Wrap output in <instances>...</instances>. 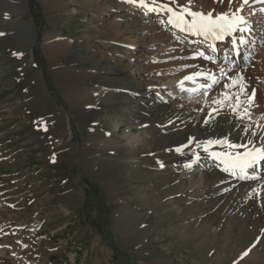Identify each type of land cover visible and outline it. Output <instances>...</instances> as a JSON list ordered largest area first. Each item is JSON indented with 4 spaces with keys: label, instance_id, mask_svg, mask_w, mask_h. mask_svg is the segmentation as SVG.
Returning a JSON list of instances; mask_svg holds the SVG:
<instances>
[{
    "label": "bare ground",
    "instance_id": "obj_1",
    "mask_svg": "<svg viewBox=\"0 0 264 264\" xmlns=\"http://www.w3.org/2000/svg\"><path fill=\"white\" fill-rule=\"evenodd\" d=\"M21 1L24 5L18 7L19 11L27 7V1ZM38 1L47 15L66 6V0ZM145 2L149 3V0ZM70 3L72 9L64 11L69 15L79 14L81 8L89 11L106 7L104 14H109L121 7L130 13L136 11L140 16L139 18L130 14L125 23L114 22L113 28L85 23L82 30L87 36L82 37L83 40L104 39L111 44L110 58L100 51L98 54H89L86 67H75L76 59L71 57V50L68 52L73 44L71 39H62L47 31L44 33L40 46H43L41 51L47 60L57 61L65 54L70 55L64 65H52V74L56 77L61 91L70 90L75 83L86 87L82 93L68 97L72 110L79 111V120L82 122L95 121L91 115L96 112V104L103 96L113 92L119 97H114L112 102L120 100L125 107L144 103L140 104L142 113L139 117L131 119L137 122L134 130L140 128L138 132L141 135L145 132L144 126L151 127L148 140L142 138V135H133L134 137L128 136L131 142L119 144L110 141L112 137H117L118 130L114 127L111 135L109 132L91 131L81 146L84 168L95 181L108 190V193H112V201H118L121 192L118 191L116 183L112 184L113 186L110 184L131 165L134 168V180L153 178L150 182H153L152 185L145 186L146 205L157 206L163 203L162 208L169 210L170 215L175 218L191 215L196 219L195 226L198 227L195 234H203L208 239L204 242L206 248L217 236L218 240L223 239L225 242L222 251L233 257L232 260L238 256H247L244 264H264V161L254 170H249V175L255 177L254 179L241 180L238 173L233 175L231 171H225L228 163L223 157L216 158L215 155L245 151L244 148L233 150L222 147L215 143L217 141L226 140L235 145L251 142V146L264 148V140L257 143V137L245 133L246 126H250L251 131L264 133V129L258 127L264 125V12L260 11L264 9V3L250 0L251 6H246L240 13L247 22L240 27H246L247 31L255 36L246 37L247 42L242 45L238 54L229 41L219 45L206 43L178 31L167 23V12L148 11L125 0H108L104 3L106 5L98 3L101 6L91 0H70ZM115 3L118 6H115ZM159 4H166L179 11L181 6L187 4V0H177L175 4L171 3V0H157V5ZM149 7L155 6L149 3ZM239 7L240 0H233L231 10L235 11ZM191 10L205 14L211 12L216 16L229 11V5L228 0H224V3L192 0ZM143 17H148V20L150 18L153 23L147 24ZM89 20L88 16L87 21ZM151 32L153 36L149 34ZM143 34L146 36H142ZM233 39L238 42L241 40L239 35ZM145 43L151 46L162 45L160 50L163 48L170 51L167 57H162L160 53H147L154 56L151 57L150 63H146V58L143 59L139 55L140 48ZM200 53L211 59H204L199 56ZM90 57L93 59H89ZM88 65L100 66L101 70L110 71V76L103 75L100 76L101 79L105 83L108 79L112 82L118 81V84H112L114 89H107L108 86L106 88L103 83L93 81L94 67ZM58 67H62L60 72ZM231 68L233 69L229 72ZM205 75L210 78L204 79ZM188 76L194 77V80H186ZM241 78L247 94L250 95L252 90H255V106L251 109L250 118L244 120L238 119L229 107L235 106V94H238L241 88L236 82ZM213 79L216 83L212 82ZM182 81L185 91H181ZM153 90H160L162 96H167L166 99L157 94L154 98L150 97ZM225 95L231 99L225 100ZM241 99H247V96H242ZM214 100L223 101V106L213 103ZM150 103L154 104V112L147 109ZM209 110L212 113H209ZM237 111L242 112L243 106ZM122 127L127 129L126 124ZM154 129L156 133L154 131L152 134ZM209 141L215 143V148L205 152L202 146ZM197 157L198 163H195ZM194 164L197 165L192 167ZM95 166L98 168L93 172ZM105 184L110 186L105 187ZM121 214H116L114 228L119 225V228H116L119 236L125 244L133 245L131 241L135 238L128 237V232L144 228L145 223L135 211ZM122 217L125 218L121 219ZM150 234L151 229H148V238ZM187 235L188 233L184 232L186 241L191 239ZM202 251L204 252V249ZM210 252L212 250H206L204 253ZM149 264L167 262L154 260Z\"/></svg>",
    "mask_w": 264,
    "mask_h": 264
},
{
    "label": "rangeland",
    "instance_id": "obj_2",
    "mask_svg": "<svg viewBox=\"0 0 264 264\" xmlns=\"http://www.w3.org/2000/svg\"><path fill=\"white\" fill-rule=\"evenodd\" d=\"M26 1V9L19 11L18 7L24 5L21 0H0V264H149L154 260L167 264H244L247 256L232 260L222 251L225 242L217 236L206 248L204 242L208 239L195 234L198 227L191 215L175 218L162 208L163 203L146 205L145 186L152 185L153 178L134 180V168L124 167L120 177L110 184L116 183L121 192L120 199L112 201V193L84 168L81 146L90 132L111 135V130L117 129V137L111 136L112 143L131 142L128 136L140 135V128L134 130L137 122L131 119L139 117L144 103L125 107L120 100L112 102L119 96L111 92L96 104V112L91 115L95 121L82 122L68 97L82 93L86 87L75 83L62 92L52 74V65H64L72 55L77 62L75 67H86L88 55L99 51L110 58L111 44L106 40L82 39L86 35L82 30L85 23L113 28L114 22L125 23L130 14L140 18L139 13L120 7L114 13L104 14L107 10L103 7L89 11L81 8L79 14L69 15L64 11L72 6L66 0L65 7L47 15L40 1ZM143 20L153 23L148 17ZM46 31L71 39L70 55L65 54L57 61L47 60L40 46ZM149 34L153 36L152 32ZM152 46L145 43L140 48L139 55L146 58V63L158 53L167 57L170 51L160 50L162 45ZM151 52L154 55L147 54ZM88 66L94 67L93 81L103 83L107 89L118 84L101 79L100 76H110V71ZM61 68L57 70L60 72ZM153 91L150 97L157 94L166 99L160 90ZM153 105L147 106L150 112L155 111ZM124 124L127 129L122 127ZM150 128L144 126L145 132L140 137L148 140ZM195 161L198 163V159ZM126 203L128 206H123ZM129 209L139 213L145 223L144 228L128 232V237L135 238L131 237L133 245L125 244L119 236L116 230L119 225L114 228L116 214H129ZM148 229H151L149 238ZM184 232L191 239L186 241ZM202 249L212 252L207 254Z\"/></svg>",
    "mask_w": 264,
    "mask_h": 264
},
{
    "label": "snow or ice",
    "instance_id": "obj_3",
    "mask_svg": "<svg viewBox=\"0 0 264 264\" xmlns=\"http://www.w3.org/2000/svg\"><path fill=\"white\" fill-rule=\"evenodd\" d=\"M128 3H135L137 6L146 8L148 11L156 12H167L169 18L167 23L172 27L176 28L180 32L189 33L191 35L200 36L204 39H216L221 40L225 36H231L233 33L240 31L244 32L248 29L241 28L240 25L246 24V20L243 16L240 15L244 11L246 6L250 5V0H240V7L235 11L231 10L233 0H228L229 11L217 14L213 16L211 12L205 14L201 12H193L191 10L192 0H187V4L181 6L179 11L174 10L172 7H168L166 4L157 5V0H149V3L155 7H149V3H146L145 0H125ZM214 3H224V0H213ZM255 2L264 3V0H255ZM171 3H177V0H171ZM264 12V9L260 10ZM186 17L190 19H186ZM245 41H241L244 43ZM214 50V49H213ZM199 56L204 59H211L210 57L204 56L203 53H200ZM198 76L200 74H197ZM207 75L204 76V79H209ZM188 81H193L194 77L188 76L185 78ZM213 83L216 81L213 79ZM236 83L241 85L240 91L238 94H235V106L229 105L232 109V113L237 116L238 119L244 120L245 118H250L251 109L254 105L255 90H252V93L249 95L245 92L243 85V78H241ZM230 87V86H229ZM181 91H185L183 88V81L181 82ZM198 91V90H197ZM242 96H247V99L242 100ZM225 100L231 99L229 96H224ZM213 103L223 106V101L214 100ZM243 106V111L238 112L237 109H240ZM264 119V117H262ZM207 122V121H206ZM264 129V125H259ZM245 133L250 136L257 137V143L260 140H264V133L251 131L250 126L245 127ZM213 142L209 141L208 146ZM215 143L220 144V146L225 148H231L233 150L237 148H244L245 151L242 153H237L233 151L231 153L225 152L221 154H215L216 158H224V161L228 163V167L225 168V171H231L233 175L239 173L240 179H254L255 177L249 175V170H254L257 165L264 161V148L251 146V142H246L243 145L230 144L228 141H217ZM208 146H202L205 152L208 151ZM199 159V157H197ZM186 167H191V165H186ZM247 253H245L246 255Z\"/></svg>",
    "mask_w": 264,
    "mask_h": 264
}]
</instances>
